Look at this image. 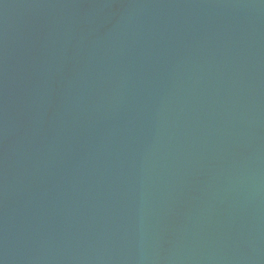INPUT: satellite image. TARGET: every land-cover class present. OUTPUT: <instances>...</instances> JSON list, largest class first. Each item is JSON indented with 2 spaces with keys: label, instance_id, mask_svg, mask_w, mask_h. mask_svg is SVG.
<instances>
[{
  "label": "water",
  "instance_id": "obj_1",
  "mask_svg": "<svg viewBox=\"0 0 264 264\" xmlns=\"http://www.w3.org/2000/svg\"><path fill=\"white\" fill-rule=\"evenodd\" d=\"M0 264H264V0H0Z\"/></svg>",
  "mask_w": 264,
  "mask_h": 264
}]
</instances>
